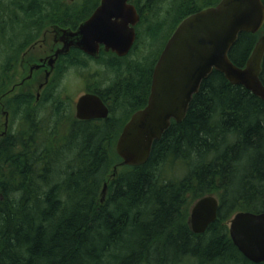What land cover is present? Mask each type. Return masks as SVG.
I'll list each match as a JSON object with an SVG mask.
<instances>
[{
  "label": "trees",
  "instance_id": "16d2710c",
  "mask_svg": "<svg viewBox=\"0 0 264 264\" xmlns=\"http://www.w3.org/2000/svg\"><path fill=\"white\" fill-rule=\"evenodd\" d=\"M84 1L0 0V130L3 108L18 120L0 139V264H264L238 250L227 225L237 212H264V100L250 90L214 70L145 164L114 169L122 161L117 140L134 112L123 98L134 103L150 90L178 24L220 0L156 2L139 26L145 59L123 68L115 61L124 86L115 90L120 108L106 119H77L61 93L4 97L26 49L52 24L87 18ZM262 31L239 35L230 51L237 66ZM76 64L86 62L66 65ZM207 195L220 200L218 219L197 234L191 208Z\"/></svg>",
  "mask_w": 264,
  "mask_h": 264
},
{
  "label": "water",
  "instance_id": "95a60500",
  "mask_svg": "<svg viewBox=\"0 0 264 264\" xmlns=\"http://www.w3.org/2000/svg\"><path fill=\"white\" fill-rule=\"evenodd\" d=\"M140 16L129 0H101L92 16L72 29L54 26L66 54L72 47L98 56L100 45L125 55L136 40ZM264 29L263 0H220L218 4L185 17L166 43L153 73L148 104L125 124L116 144L123 166L145 164L153 144L168 130L172 119L182 122L190 103L210 74L217 70L233 85H241L264 100L261 79L264 61V32L246 65L237 66L230 51L241 33L256 34ZM109 109L97 94L82 95L76 103L80 120L106 119ZM107 183L103 194H106ZM220 200L207 195L197 200L190 213L194 233L203 234L218 219ZM235 246L252 262H264V212H237L230 221Z\"/></svg>",
  "mask_w": 264,
  "mask_h": 264
},
{
  "label": "flooded vegetation",
  "instance_id": "af4514ba",
  "mask_svg": "<svg viewBox=\"0 0 264 264\" xmlns=\"http://www.w3.org/2000/svg\"><path fill=\"white\" fill-rule=\"evenodd\" d=\"M156 2H158V0H129V3H132L136 7L140 19L135 26L136 40L131 49L125 55H119L116 51H113L111 49L106 50L104 44L100 45L98 56L90 55L77 47H72L66 54H59L58 56L56 55L58 50L62 46V43L57 38L54 26L65 29L69 28L75 31L82 22L92 16L94 11L100 5L101 0H94L93 4L89 7L90 9L87 18L77 22L76 24L64 25L62 23H54L51 26L47 27L41 33V35L26 49L24 54H22L21 60L12 73V77L10 80L11 83L6 89L7 91L4 97H11L15 94L20 93L24 95L28 92H31L33 95H35L37 100L41 99L44 94L49 96H56L61 93L65 95L67 86L65 84L64 86H61V77L65 76L70 69H79L81 70V72L78 73L83 77L78 78V80L81 79L85 82V87L83 88L85 92L82 93L79 98L87 93L99 95L104 104L108 107L110 116V112L112 109L120 108V106L116 105L117 100L115 90H121V87L124 86L125 70H120V73L123 74L122 76H120L118 71L116 69H113L114 67L118 66L115 61H117L123 68L125 65L129 66L131 64H135L137 60L145 59L144 56L146 55V50H141L140 48L141 43L139 36V26L143 20H146L148 16L153 14ZM84 3L86 2L84 1ZM36 49H38V54L34 55V51ZM160 56L161 54L159 55V58ZM79 59L85 61L86 64H76L71 66L66 65L69 62L78 61ZM157 61L155 63V66L157 64ZM102 70H107L108 73L112 74V78L109 80V83L103 84L102 82H99L98 76L102 74ZM153 73L150 90L139 92L136 95V101L134 103H132L127 96L123 98L125 105H127L126 108L134 111L130 115L129 119L136 111L143 109L148 104L153 82ZM68 76L69 78L71 77L70 75ZM34 90H36V92ZM61 90H63V92ZM4 115H9L10 118V110L8 108L2 109L1 117ZM129 119L126 121V123L129 121ZM173 120L174 119H172V121ZM6 134L7 132H5V129H1L0 139Z\"/></svg>",
  "mask_w": 264,
  "mask_h": 264
},
{
  "label": "rangeland",
  "instance_id": "374dc122",
  "mask_svg": "<svg viewBox=\"0 0 264 264\" xmlns=\"http://www.w3.org/2000/svg\"><path fill=\"white\" fill-rule=\"evenodd\" d=\"M72 2H75V1H78V0H71ZM164 1H167L166 4H164L163 2ZM162 3H160L161 5L163 6H166L168 5L171 0H164ZM94 0H90L88 1L86 4L89 5V7L93 4ZM88 7V9H90ZM167 28V26H166ZM264 32V31H262ZM161 44V43H160ZM35 54H38V49H36L34 51V55ZM78 72H81V70L79 69H70L68 70V72L66 73L65 76H62L61 79H62V85L61 86H64V84L67 86V89L65 90L66 91V95L65 94V98L68 102H72V105H73V109H74V114H75V105H76V101L79 99V96L85 92V90H83V88L85 87V82L83 80H78V78L80 77H83L81 76ZM102 74L98 76V80L99 82H102L103 84L105 83H109V80L112 78V74L111 73H108L107 70H102L101 71ZM70 75L71 77L69 78ZM36 92V90H34ZM63 92V90H61ZM7 113V111H6ZM2 125H3V129H5V132H8L9 130H15V125L17 124V119L16 117H14L12 114H11V111H10V118H9V115L6 116H2ZM5 125V127H4ZM179 166H177L175 168V175L176 176H179L178 174H181L177 168ZM122 167H119L117 169V172H120V169ZM105 196V195H104ZM230 221H231V218L229 220H227V225L228 227L230 226Z\"/></svg>",
  "mask_w": 264,
  "mask_h": 264
},
{
  "label": "bare ground",
  "instance_id": "6f19581e",
  "mask_svg": "<svg viewBox=\"0 0 264 264\" xmlns=\"http://www.w3.org/2000/svg\"><path fill=\"white\" fill-rule=\"evenodd\" d=\"M206 231H207V230H206ZM206 231H205V232H206ZM205 232H204V233H205ZM238 250H239V249H238ZM239 251H240V250H239ZM241 253H242V252H241ZM248 260H249V259H248ZM249 261H250V260H249ZM250 262H252V261H250ZM252 263H256V262H252Z\"/></svg>",
  "mask_w": 264,
  "mask_h": 264
}]
</instances>
